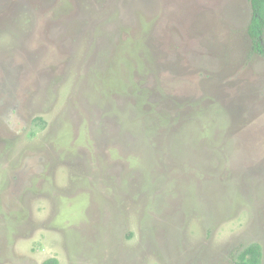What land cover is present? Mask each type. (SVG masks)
<instances>
[{"label":"rangeland","instance_id":"374dc122","mask_svg":"<svg viewBox=\"0 0 264 264\" xmlns=\"http://www.w3.org/2000/svg\"><path fill=\"white\" fill-rule=\"evenodd\" d=\"M251 19L250 0H0V264H234L252 245L264 264ZM145 116L168 154L131 131Z\"/></svg>","mask_w":264,"mask_h":264},{"label":"trees","instance_id":"16d2710c","mask_svg":"<svg viewBox=\"0 0 264 264\" xmlns=\"http://www.w3.org/2000/svg\"><path fill=\"white\" fill-rule=\"evenodd\" d=\"M250 4L252 7V19L247 32L249 38L252 41V53L264 58V0H250ZM145 118L146 119L142 118L139 121L136 120L135 124L131 126V131L133 130V128H135L133 131L136 132V134L140 138L141 136H143V140H145L146 142H151V144L160 142L159 144L162 145L158 144L153 146L159 148L162 152H164L163 155L168 154V152L170 151L168 150L167 152L166 149L169 144L168 142H170L171 140L169 137V132L166 129V125L169 122H162L160 118H156L155 123L153 124L149 119H147V116H145ZM174 121L177 122L176 118L174 119ZM153 125L157 126L156 129L153 128ZM163 129H166V132L160 133L159 130ZM173 129H175V127H173ZM192 135V133H189V135L187 136L185 135L187 138L185 139V136L180 134L175 138V140H177V142H190V139L193 138L191 137ZM211 139L214 144V138L212 137ZM220 140H222V138H220ZM164 144H166V146H164ZM191 159L192 158H190V162H188L192 165L195 164V161H192ZM262 258L263 255L261 252V247L259 245H252L246 248L239 255L238 260H236L234 264H262ZM44 264H59V262L55 259H51Z\"/></svg>","mask_w":264,"mask_h":264}]
</instances>
